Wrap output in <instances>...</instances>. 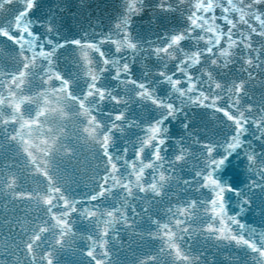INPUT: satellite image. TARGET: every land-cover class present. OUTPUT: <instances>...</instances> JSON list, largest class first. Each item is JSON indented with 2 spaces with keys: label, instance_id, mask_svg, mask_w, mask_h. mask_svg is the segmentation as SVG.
<instances>
[{
  "label": "water",
  "instance_id": "obj_1",
  "mask_svg": "<svg viewBox=\"0 0 264 264\" xmlns=\"http://www.w3.org/2000/svg\"><path fill=\"white\" fill-rule=\"evenodd\" d=\"M27 3L0 0V31L26 30L28 18L16 13ZM124 3L131 8L142 5V11L130 22L137 42L135 52L127 50L125 41L120 42L118 56L112 55L109 44L103 54L86 47L75 53L84 58L88 70L79 74L74 61L68 59L71 49L59 61L65 71L73 72V91L79 94L81 89L87 90L88 76H102L101 85L118 96L120 103L106 96L101 104L99 92L87 96L85 105L69 99L66 88L61 91L53 81H41L36 71L39 61L26 78L17 81L20 88L16 95L9 94V81L0 76V92L6 97L0 104V264H45V253L50 249L55 264H93L85 255L92 244L88 236L100 241L95 253L103 258V230L109 222L114 229L106 238L110 264H151L153 255L156 264H177L178 254H169L172 244L191 258L180 264H257L247 249L203 231L206 224L216 220L209 206L193 212L185 205L193 199H205L200 184L189 175L197 166L193 157L200 155L195 135L222 141L234 134L232 120L218 109H227L237 117L243 114L248 119L243 139L257 154L264 150V140L258 139L260 129L253 123L264 120V0H39L35 16L54 15L61 33L69 39L83 34L84 29L99 39L101 32H108ZM172 34H178L177 41L182 42L173 41L167 51H152L165 42V35ZM21 43L27 46L26 41ZM9 50L13 51L11 59L0 56V72L15 71V65L23 63V56L11 41L0 36V53ZM125 63L134 64L133 73L124 69ZM115 72L122 73L118 80L112 79ZM161 73L179 79L176 87H183L184 94L171 83H161ZM133 75L146 87L140 88ZM141 92L143 95H138ZM189 96H198L202 103ZM154 99L162 100L163 106ZM170 102L182 108L169 125L170 138L182 139L188 153L182 166L156 161L154 149L145 143L151 137L142 131L146 122L167 114ZM42 105L49 108L44 130L50 125L60 126L59 142L50 141V148L45 146L40 127L31 122ZM116 111L124 112L125 119L115 120ZM5 121H9L6 127ZM184 123L191 124L187 131ZM113 124L118 127L113 129ZM108 130L113 133L110 152L114 167L102 147ZM14 131L17 139L10 142L8 137ZM65 146H71L74 155L66 156ZM177 147L171 145L169 159ZM244 147L247 150L248 143ZM49 151L54 153L50 160L46 159ZM230 159L231 167L221 171L219 179L233 187L247 184L255 168L248 167L243 153H233ZM45 168L79 203L68 208L62 200L53 201L55 206L47 210L41 200L49 192V181L41 174ZM9 177L15 178L12 187L6 186ZM69 178L71 183H67ZM153 181L161 194L150 187ZM14 192L25 196L14 198ZM94 194L95 200L91 199ZM254 200L264 206V193L256 191ZM85 207L96 213L94 218L86 215ZM113 210L111 217L100 215ZM177 219L187 222L177 226ZM243 219L259 223L264 216L254 208ZM165 224L169 227H162ZM40 229L44 231L35 239ZM61 230L65 233L63 247L55 243ZM30 240L31 251L26 248Z\"/></svg>",
  "mask_w": 264,
  "mask_h": 264
},
{
  "label": "snow or ice",
  "instance_id": "obj_2",
  "mask_svg": "<svg viewBox=\"0 0 264 264\" xmlns=\"http://www.w3.org/2000/svg\"><path fill=\"white\" fill-rule=\"evenodd\" d=\"M157 7L165 11L170 10L164 5H157ZM38 8L39 0H28V3L16 13V15L24 13L28 18V26L23 33L20 32V29H16L15 32L0 31V36L8 38L18 54L23 56V63H17L15 65V71L0 72V76L9 81V94L16 95V90L20 88V84L17 83V81H22L26 78L31 73V70L36 68L35 62L39 61V67L36 68V71L39 72L41 81L45 83L47 81H53L61 91H64L66 88L67 93L69 94V99L79 102L81 105H85L87 96L95 95L99 92L100 95L97 99L101 104L104 102L106 96H110L114 102L120 103V98L118 96L111 95V93L101 85V79H103L102 76H88L89 83L87 85V90L81 89L79 94L73 91V72L65 71L60 66L59 61L61 57L71 49L72 51L69 53L68 59L74 61L76 65L75 72L76 74H79L81 72L86 73L88 70L84 68V58L76 56L75 53L77 51L82 52L86 47H91L103 54L105 52V45L109 44L113 48L112 55L118 56L122 47L120 42L125 41L127 44V50L135 52L137 49V42L136 38L131 34L130 22L139 11H142V5L138 4L136 8H131L128 3L122 4L119 13L112 18V23L108 32H101L99 39H97L94 34H90L87 29L82 30L83 34H74L73 37L69 39L68 35L61 33L60 27L56 24V18L54 15L44 18L35 16V11ZM177 35L178 34H172L171 36L165 35V42L162 45L153 48L152 51L156 53L167 51V49L172 46L173 41H177ZM22 40L26 41L27 46L21 43ZM29 51H31V56L28 55ZM12 55V50L0 53V56L5 57L6 59H11ZM107 59L108 57H105V60ZM134 67V64H124V69L127 70L129 74L134 72ZM21 69H23V71ZM181 71L183 70L181 69ZM121 75L122 73L115 72L112 74V79L118 80ZM161 77H164L163 73H161ZM132 79L140 88L143 89L146 87L144 84L140 83L138 78L134 75L132 76ZM161 83H171V86L176 88V91L181 94H184L185 92L183 87H176L180 84V80L175 76L164 77ZM188 83L189 87L193 86L190 81ZM2 84L3 81H0V85ZM216 86L220 87L219 83H217ZM238 90L242 89H239L238 87ZM138 95H143V92L138 93ZM189 99L194 102L202 103L199 101L198 96H189ZM5 100L6 97L0 92V104H3ZM153 102L163 106L162 100L154 99ZM48 110V105H42L36 111L35 116L31 118V122L40 127L41 133L45 137V146L50 148V141L53 144L59 142L57 133L60 126L59 124H56L55 126L50 125L47 130H44V123L47 120ZM180 110H182V108H178L174 102L167 103L165 109L167 114H161L159 119L146 122L145 128L142 129L143 132L151 137L150 140H146L145 143L149 144V146L154 149L153 157L156 161H161V163H163V161L167 160L169 165L182 166L189 158L188 153L183 146L184 141L182 139L176 141L170 138L171 133L169 125ZM218 110L222 111L225 116L232 120L234 134L231 136H224L222 141L212 140L194 134L195 143L199 145L200 155L193 157V159L197 161V166L191 173H189V175L200 184L201 192L205 194V199L203 201L193 199L190 205L186 204L185 207L190 208L191 211L194 212L202 206H209L212 215L216 217V220L212 223L206 224L203 231L215 234L217 240H227L230 243H234L237 247L247 249L253 254V258L256 260L257 264H264V221L259 223H249L243 219L246 213L253 211L254 208L264 216V206L256 205L254 200V193L256 191L264 193V150H262L260 154H257L251 143L246 142L243 139L248 124V119L244 117L243 114L237 117L227 109ZM14 111L15 110L13 109V112ZM114 119L117 121L125 119V113L116 111L114 113ZM185 119L187 120V117H185ZM11 122L15 123L16 121L12 120ZM8 123L9 121H5L4 126L6 127ZM253 123L258 129H260V137L258 139L264 140V120L257 119L254 120ZM117 127L118 125L113 124V129ZM190 127V123L183 124L185 131ZM85 132H87V129H85ZM112 134L111 130H108L105 133L104 144L102 147L105 156L109 160L110 166L114 167L115 163L110 152ZM8 139L10 142H15L17 139V133L14 131ZM245 143H248L247 150H245L244 147ZM172 144H177L178 147L175 149L173 158L169 159L168 152ZM261 147L264 149V145H261ZM126 151L127 149H125V152ZM64 152L66 156L74 155L71 146H65ZM238 152L243 153L248 167L255 168V173L253 174V178L250 179L247 184L240 187H233L232 184L226 181H221L219 179V173L221 171H226L231 167L232 160L230 157L233 153ZM26 155L30 156L31 153L26 150ZM53 155L54 153L49 151V156L46 159L50 160ZM201 157L203 160H201ZM41 174L49 181V192L45 193L41 198L42 203L47 207L48 211H51V208L55 206L53 201L62 200L64 206L68 208H72L79 203L72 199L70 194L65 191L63 184L57 183L53 179L51 172L47 168H45ZM163 176L164 173L161 172V177L163 178ZM256 176H258L259 179H256ZM14 182L15 178L9 177V184L6 186L12 187ZM67 183H71L70 178L67 180ZM185 183H188V181L185 180ZM150 187L155 189L157 194H161L155 181H153ZM52 193H58V195H52ZM13 195L14 198L18 199L24 198L25 196V194L16 192H14ZM96 198L95 194L91 197L93 200ZM97 211H99V209H97ZM181 211L183 212L184 209L182 208ZM84 212L90 218H94L96 215L94 211L89 210L87 207H85ZM113 212L114 210L100 213V215L111 217L113 216ZM186 222V219H177L176 225L179 226ZM162 227H169V225L165 224L162 225ZM236 229H239V231L237 232ZM42 231H44V229L37 231L34 238L39 239ZM112 231H114V229L111 228L109 222V226L103 230V237L105 238L102 245L105 249L103 258H97L95 253V247L100 241L91 234L88 236V239L92 241V244L88 246L85 255L92 259L93 264H110V252L107 248L106 238ZM64 235V231L61 230L60 236L55 242L56 246L63 247ZM26 248L31 251V240L26 245ZM170 249V255L178 254L177 264H180L181 261L186 262L191 259L186 253H183L180 247L176 244L170 245ZM161 251H163V249H161ZM149 259L151 264H156V257L154 255ZM45 264H55L51 249L49 252L45 253Z\"/></svg>",
  "mask_w": 264,
  "mask_h": 264
},
{
  "label": "clouds",
  "instance_id": "obj_3",
  "mask_svg": "<svg viewBox=\"0 0 264 264\" xmlns=\"http://www.w3.org/2000/svg\"><path fill=\"white\" fill-rule=\"evenodd\" d=\"M195 134V133H194Z\"/></svg>",
  "mask_w": 264,
  "mask_h": 264
}]
</instances>
